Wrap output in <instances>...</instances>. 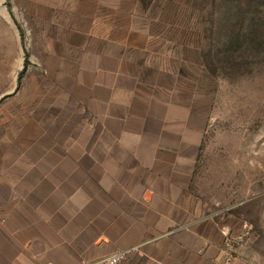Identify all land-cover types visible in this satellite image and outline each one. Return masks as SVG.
<instances>
[{"label": "crops", "instance_id": "obj_1", "mask_svg": "<svg viewBox=\"0 0 264 264\" xmlns=\"http://www.w3.org/2000/svg\"><path fill=\"white\" fill-rule=\"evenodd\" d=\"M131 9L30 0L35 53L24 69L37 71L33 88L65 91L82 114L70 123L83 128L59 133L57 113L34 157L8 172L27 191L3 199L0 264H84L120 252L121 264H185L188 251L213 244L216 221L188 209L208 114Z\"/></svg>", "mask_w": 264, "mask_h": 264}, {"label": "rangeland", "instance_id": "obj_2", "mask_svg": "<svg viewBox=\"0 0 264 264\" xmlns=\"http://www.w3.org/2000/svg\"><path fill=\"white\" fill-rule=\"evenodd\" d=\"M123 5L132 8L156 48L169 51L180 83L192 89L209 118L188 209L196 219L216 221L217 233L203 252L188 251L185 264H264V0ZM29 6L30 0H0V258L3 201L27 191L17 190L19 173L8 172L28 163L35 145L45 143L40 135L51 131V117L60 116L59 133L72 131L70 122L82 117L61 88H33L37 71L24 69L35 53L25 29ZM82 128L75 125L74 131ZM10 174L15 183L5 182Z\"/></svg>", "mask_w": 264, "mask_h": 264}, {"label": "built area", "instance_id": "obj_3", "mask_svg": "<svg viewBox=\"0 0 264 264\" xmlns=\"http://www.w3.org/2000/svg\"><path fill=\"white\" fill-rule=\"evenodd\" d=\"M125 258V252L116 253L94 262L84 264H121Z\"/></svg>", "mask_w": 264, "mask_h": 264}]
</instances>
